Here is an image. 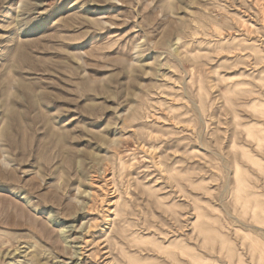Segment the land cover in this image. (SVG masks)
<instances>
[{"label":"rangeland","instance_id":"obj_1","mask_svg":"<svg viewBox=\"0 0 264 264\" xmlns=\"http://www.w3.org/2000/svg\"><path fill=\"white\" fill-rule=\"evenodd\" d=\"M0 264H264V0H0Z\"/></svg>","mask_w":264,"mask_h":264}]
</instances>
